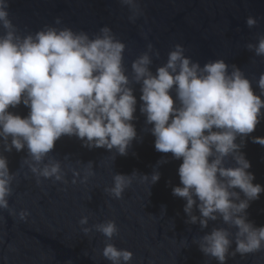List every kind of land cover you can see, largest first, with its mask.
Instances as JSON below:
<instances>
[{"label": "clouds", "instance_id": "1", "mask_svg": "<svg viewBox=\"0 0 264 264\" xmlns=\"http://www.w3.org/2000/svg\"><path fill=\"white\" fill-rule=\"evenodd\" d=\"M120 3L131 10V22L143 15L138 0ZM8 8V0H0V146L3 152L27 149L22 163L38 185L41 178L69 183L61 161L49 155L63 136L76 137L89 150L104 148L127 156L137 139L134 92L139 85V111L145 116V124L152 125L147 131L155 137V150L182 160L178 168L182 186L173 187L172 194L186 201L185 223H198L201 230L208 228L210 221L228 226L213 227L193 243L218 264H227L237 254L244 257L264 249V226H255L247 212L251 202L264 193V186L253 183L251 163L241 151L245 139L264 119V73L256 81L259 94L254 93L252 82L236 65L221 58L201 66L185 55L186 48L180 43L153 72L152 57L158 59L160 53L149 43L133 60L129 75L123 62L126 44L110 27L104 26L91 36L50 25L25 33L12 22ZM258 23L257 17L246 18L249 29ZM59 24L57 18L55 25ZM257 40L246 48L264 56V35ZM21 103L29 109L24 117L9 110ZM252 141L264 146V137H252ZM3 152L0 209L17 215L9 206L17 173H10ZM167 162L162 158L158 165ZM87 166L93 167L92 162ZM92 175L93 170H86L81 178L73 170L71 183L76 184L77 178L87 183ZM135 176L149 178L135 171L131 175L115 173L112 186L104 192L121 199ZM159 179L160 173L154 171L151 184ZM162 211L165 213L163 207ZM28 215L27 210L18 213L20 220ZM88 222L89 217L82 216L79 224ZM93 230L106 238L102 256L110 264H130L133 253L108 242L119 233L115 220L82 227L85 235Z\"/></svg>", "mask_w": 264, "mask_h": 264}, {"label": "water", "instance_id": "2", "mask_svg": "<svg viewBox=\"0 0 264 264\" xmlns=\"http://www.w3.org/2000/svg\"><path fill=\"white\" fill-rule=\"evenodd\" d=\"M8 2L12 22L25 33H35L50 25L70 27L91 36L104 26L110 27L126 44L123 62L129 75L133 60L147 50L149 43L160 53L158 59L152 57L153 72L166 62L174 45L180 43L186 48L185 55L201 66L221 58L229 65H236L252 82L254 93L259 94L256 81L264 73V56H256L246 45L256 44L257 37L264 35V0H138L143 15L134 23L129 20L131 10L120 0ZM248 16L258 18L256 27H247ZM57 18L61 20L59 25H55ZM135 88L137 119L133 123L137 139L127 156L104 148L89 150L76 137L63 136L56 142L49 155L61 161L67 173V185L44 178L38 185L36 177L22 163L27 149L3 152L0 146V152L8 159L10 173H17L12 184L13 194L9 197V206L17 215L0 209V264H67L69 261L71 264H110L102 256L106 238L95 230L87 235L82 231V227L106 220H115L119 229L118 235L108 242L131 251L130 264H218L214 258L205 257L193 240L198 242L213 227L228 226L222 221H210L208 228L201 230L198 223H185L186 201L172 194L173 187L182 186L178 175L182 160L155 150V137L147 131L152 125L145 124V116L139 111L140 86ZM9 110L22 117L29 112L22 103ZM252 137H264V119L245 139L241 149L251 163L253 183L264 186V146L254 143ZM236 142L240 143V139ZM162 158L168 162L158 165ZM88 162L93 167L86 169ZM73 170L81 178L86 170H93L94 175L87 183H80L77 178V183L72 184ZM134 171L149 178L133 177L121 199L104 192L112 186L115 173L131 175ZM154 171L160 173V179L151 184ZM21 210L28 211L26 220L19 219ZM247 212L255 226H264V193L251 202ZM194 214L199 215L198 210ZM82 216L89 217L88 225L79 224ZM230 231L234 233L236 229ZM227 264H264V249L244 257L237 254Z\"/></svg>", "mask_w": 264, "mask_h": 264}]
</instances>
